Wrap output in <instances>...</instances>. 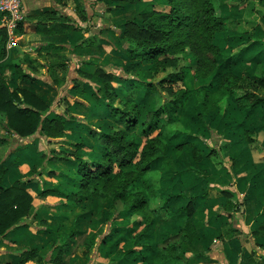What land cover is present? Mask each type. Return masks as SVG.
<instances>
[{
    "label": "rangeland",
    "instance_id": "rangeland-1",
    "mask_svg": "<svg viewBox=\"0 0 264 264\" xmlns=\"http://www.w3.org/2000/svg\"><path fill=\"white\" fill-rule=\"evenodd\" d=\"M212 3L215 13L219 12L228 20L235 19L236 24H252V21H245L239 15L249 0H212ZM21 6L22 16L14 20L8 16V11L0 8V28H6L9 37L8 57L0 63V72L9 73L8 83L12 89L30 81L45 96L51 108L42 116L38 131L30 137H20L13 132L8 127L6 115L0 113V139L5 141L0 145V171L3 167L7 168L2 182L4 185L20 186L33 196L28 215L0 238V264H15L18 261H13L20 259L17 251L34 247L38 248L41 258L31 260V264H128L122 261L124 258L132 259L131 264H152L154 252L151 248L156 246L158 237L172 236L177 231L176 224H162L158 231L152 228L146 237L138 241L136 237L143 229L138 219L133 222L135 227L128 224L129 217L99 236L95 224L89 223L83 227L89 233L91 244L83 247L75 239L77 230L61 232L56 227L55 218L42 214L46 208L54 206L61 195H42L41 192L53 187L59 175L58 169L49 167V163H70L67 156L72 152L59 154L65 153L63 145L66 141L62 137H66L74 148L80 146L81 141L75 138L74 128L79 127V114L89 98L99 99V94L106 92L103 87L107 78L105 74L115 80L116 74L123 72V57L117 49L128 56L134 52L130 50L135 49L120 44L128 23L135 22L145 32L151 28L156 15L171 12L168 0H22ZM181 8L184 12L196 13L199 10L198 1L189 3V0H183ZM251 11L258 10L252 7ZM58 16L60 18L54 21ZM260 35L258 25H255L251 33L245 29L243 34L228 33L222 29L215 32L212 39L220 50L233 49L241 41L251 40L241 50L249 56L251 63L229 66L234 71L252 73L264 53ZM252 36L257 38L253 40ZM231 60L229 56L228 61ZM17 67L23 69L28 81L22 83L19 80ZM251 110L247 111L251 117L248 116L256 127L245 129L243 138H240L248 142L249 137L253 139L249 143L254 146L251 151L256 163L242 171L238 185L241 188L251 187L252 196L243 199V194L235 193L232 198L240 203L239 211L228 212L231 217L236 215L233 218L237 220L240 218L238 215L248 214L252 221L250 228L241 230L232 219L220 226L221 231L220 227L209 222L206 235L195 239L192 246L183 251L188 264H264V212L259 211L264 208V135L258 131L264 127V103ZM248 116H244L245 120ZM58 120L64 122L63 135L48 134L49 123ZM250 132L256 134L249 135ZM246 144L237 145L240 146L238 151L244 155L249 152ZM217 150L207 153L217 155ZM220 160L217 159L218 164H223L224 159ZM35 167L39 172L34 171ZM200 192L197 190L198 195L203 194ZM193 205L196 206L195 201ZM211 216L217 217V212ZM195 220L202 225L198 217ZM129 250L136 253L128 255Z\"/></svg>",
    "mask_w": 264,
    "mask_h": 264
},
{
    "label": "clouds",
    "instance_id": "clouds-1",
    "mask_svg": "<svg viewBox=\"0 0 264 264\" xmlns=\"http://www.w3.org/2000/svg\"><path fill=\"white\" fill-rule=\"evenodd\" d=\"M252 7L258 11H251ZM239 15L252 24L230 19L223 30L251 33L258 25L264 45V0H249ZM251 42L241 41L233 49L210 47L214 41L202 27L194 28L191 35L175 30L148 43L124 36L120 44L135 52L128 56L117 49L123 57V72L105 81L107 92H101L99 99L90 97L81 110L79 127L74 128L80 146L74 148L62 137L65 153L59 154H73L67 156L70 163H49L58 169L52 186L61 199L42 214L55 218L61 232L77 230L75 239L83 247L91 244L83 227L89 223L95 224L97 236L129 217L132 227L139 219L141 228L152 224L158 231L165 223L176 224L177 231L184 228L187 217L180 215L183 208L172 193L190 190L192 183L204 179L202 161L215 147V135L242 137L245 129L256 127L244 118L251 107L244 94L254 93L253 101L264 97V83L259 79L264 77V53L252 73L229 66L251 63L241 51ZM155 48L165 51H146ZM258 131L264 135V127ZM83 164L87 167L81 171ZM81 181L87 186L81 188Z\"/></svg>",
    "mask_w": 264,
    "mask_h": 264
},
{
    "label": "trees",
    "instance_id": "trees-1",
    "mask_svg": "<svg viewBox=\"0 0 264 264\" xmlns=\"http://www.w3.org/2000/svg\"><path fill=\"white\" fill-rule=\"evenodd\" d=\"M137 1V0H133ZM199 5V10L196 13L184 12L181 6L183 0H168L171 7L170 13H164L156 15V19L153 20L151 28L142 31L140 26L135 22L128 23L125 31V36L130 38H137L138 40L148 43L152 40L161 39L162 37H167L171 32L175 30L187 31L189 35L192 34V30L203 28L205 32L210 33V38L215 32L224 29L225 22L228 20L227 17L219 16L217 17L212 0H197ZM192 0H189V3ZM56 17L54 21L59 19ZM166 29V31H165ZM8 33L6 28H0V63L5 61L8 57L7 44H8ZM213 40V39H212ZM220 49L215 43L210 45ZM135 52V50H130V52ZM148 52H163V48L148 49ZM133 52V53H134ZM142 53H136V55H141ZM17 72L19 75V80L28 81V78L21 67H17ZM105 81L112 80L109 76ZM10 78L9 73L0 72V113H3L7 117L8 127L18 134L20 137H30L34 135L41 125V118L47 112H49L51 105L45 99L40 92H38L30 83L21 84L17 88L12 89L8 83ZM260 82L264 83V77H260ZM107 92V89H106ZM253 94L245 92L244 98L251 102V107L248 110L256 109L264 103V97H258L253 101ZM98 97V96H96ZM64 122L61 120L49 123L47 127V133L52 136H62L63 135ZM94 134V130H91ZM256 132V131H255ZM248 132L245 133V136ZM252 138L249 137V142H252ZM5 142L0 139V145ZM87 167L86 164L81 165V171ZM35 172H39L37 167L34 168ZM7 172V168L3 167L0 171V238L5 236L10 230L18 223L21 219L28 215L33 196L30 192L20 186H9L3 184L4 176ZM204 177L206 173L201 169ZM87 174V173H86ZM86 182L81 181L80 187H86ZM227 195V202L225 204V210L227 212L239 211V202H235L232 198L234 193L230 191H223ZM42 195L46 194H57L58 191L54 187H50L42 190ZM122 195V193H121ZM178 201H183L186 197L182 193L173 194ZM81 197L82 196H77ZM198 196L186 200L185 205H181L183 209L180 211V215L187 217L185 227L176 231L172 236L164 237L163 239L157 238L156 246L149 249L154 252L152 258V264H188L186 258L183 257V251L192 246L195 239L201 238L206 235L205 229L198 226L193 218L195 207L193 201L197 199ZM187 199V198H186ZM185 201V200H184ZM147 203L146 200H141V204ZM136 208L137 205H133ZM230 215V214H229ZM119 216V213L117 214ZM117 218V217H116ZM142 223L141 220L138 219ZM152 224L144 227L140 233L137 235V240L141 241L142 238L147 236V233L152 229ZM183 234V235H182ZM179 240V243H174L173 241ZM38 248H30L17 251L20 256V260L15 264H25L30 260L40 259ZM136 253L135 250H129L128 255ZM128 264L132 263V259L122 260Z\"/></svg>",
    "mask_w": 264,
    "mask_h": 264
},
{
    "label": "crops",
    "instance_id": "crops-1",
    "mask_svg": "<svg viewBox=\"0 0 264 264\" xmlns=\"http://www.w3.org/2000/svg\"><path fill=\"white\" fill-rule=\"evenodd\" d=\"M248 115L251 117L250 113L245 112L244 114L245 118ZM249 116L247 119L251 121V118ZM241 138L240 136L235 134L215 135L214 136L215 147H212L210 151L212 152V150H216V148H218L219 149L217 150L218 154L214 155V152L212 154L207 153V155L203 158L202 161L204 167H202L201 169L205 171L206 177H204V179L202 180H199L198 182L192 183L190 190H186L185 192L182 193L187 199L185 198L183 199V201L176 200V203L181 206V205H185L186 200L188 201L190 198L198 196L197 199L195 200V204L198 209L195 207L194 221L198 226L202 228L205 227L204 228L205 232L208 229V225H210L209 222L214 223L215 224L214 226L218 228L220 226L222 227V225L226 224L227 222H230L232 219L235 221L234 223L237 224L238 227H240L239 229L246 231L247 229L250 228V224L252 221H250V218H248L249 217L248 214L246 216L238 215V217L240 218L237 220L236 218H233L236 217V215L232 214L233 217H231L229 213L224 209L225 208L224 201H226L225 200L226 194L223 191H230L233 192L234 194L238 193L239 195L243 194L244 195L243 199L251 198L252 196L251 187L247 186L246 188H241V186L238 185V179L239 176L242 174V171L246 170L248 168V165H252V163H256L255 155L251 151V149L254 147L253 144H250L248 141ZM245 143H247L246 148L248 149L249 152L244 155L242 151H238L240 146L237 145L244 146ZM213 156H216L217 159L220 158L221 159L220 161L224 159L223 160L224 163L218 164L217 159L215 160L212 159ZM250 172L251 171H249V173ZM197 190H200L201 191L200 193L203 194L198 195ZM177 193H181V192L177 191L172 193V195ZM221 193H223L224 195L223 194L221 195ZM215 212H217V217L216 216L212 217L211 214ZM201 213H203L205 216H202ZM196 217H198L202 221V225L201 224L199 225L196 222L195 220ZM221 227L219 229L222 231ZM19 260L13 262L15 263ZM31 262L32 261L30 260L25 264H31Z\"/></svg>",
    "mask_w": 264,
    "mask_h": 264
},
{
    "label": "built area",
    "instance_id": "built-area-1",
    "mask_svg": "<svg viewBox=\"0 0 264 264\" xmlns=\"http://www.w3.org/2000/svg\"><path fill=\"white\" fill-rule=\"evenodd\" d=\"M22 0H0V8L4 11H8L11 19H20L22 16V10H20Z\"/></svg>",
    "mask_w": 264,
    "mask_h": 264
}]
</instances>
